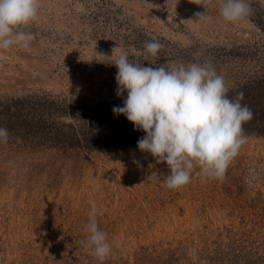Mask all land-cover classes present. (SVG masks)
<instances>
[{
    "label": "rangeland",
    "instance_id": "374dc122",
    "mask_svg": "<svg viewBox=\"0 0 264 264\" xmlns=\"http://www.w3.org/2000/svg\"><path fill=\"white\" fill-rule=\"evenodd\" d=\"M225 97L256 121L103 150L52 134L76 102ZM0 264H264V0H0Z\"/></svg>",
    "mask_w": 264,
    "mask_h": 264
},
{
    "label": "trees",
    "instance_id": "16d2710c",
    "mask_svg": "<svg viewBox=\"0 0 264 264\" xmlns=\"http://www.w3.org/2000/svg\"><path fill=\"white\" fill-rule=\"evenodd\" d=\"M228 98L203 102L169 114L137 112L127 108L106 107L101 104L90 107L86 102L84 104L76 102L73 104L74 108L67 114L76 120L77 126L64 125V128H68L65 131L66 135H60L56 131L52 134L59 137L58 140L73 141L72 145L76 147L103 150L145 141H157L180 132L223 133L218 129L220 127L218 119L225 118L226 112L233 119L239 115L246 116L247 121L254 119L252 115L256 114L255 109L248 107L247 104H239L240 97L230 99L231 103L227 104L225 101ZM17 104L15 103V105ZM208 116H212L211 119ZM96 121L100 124V128L95 125L90 126L89 129L82 127L85 123H95ZM104 122H107L108 125L106 126ZM226 122L224 123L226 124ZM106 130L110 133L104 132ZM255 133L259 135L260 130Z\"/></svg>",
    "mask_w": 264,
    "mask_h": 264
}]
</instances>
